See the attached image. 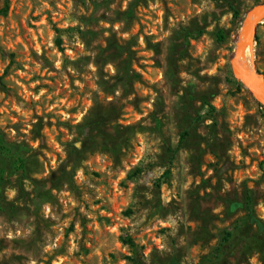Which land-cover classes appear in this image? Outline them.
<instances>
[{"label":"rangeland","instance_id":"374dc122","mask_svg":"<svg viewBox=\"0 0 264 264\" xmlns=\"http://www.w3.org/2000/svg\"><path fill=\"white\" fill-rule=\"evenodd\" d=\"M262 4L9 0L0 264H264V107L231 67ZM249 48L264 80V22Z\"/></svg>","mask_w":264,"mask_h":264},{"label":"water","instance_id":"95a60500","mask_svg":"<svg viewBox=\"0 0 264 264\" xmlns=\"http://www.w3.org/2000/svg\"><path fill=\"white\" fill-rule=\"evenodd\" d=\"M258 11L257 15L252 19L251 25L244 37V40L240 42L235 51V56L231 61V67L235 78L243 83L250 89L255 100L264 107V80L263 78L252 70V74L247 75L240 67V60L242 59L245 51L252 45L256 29L259 24L264 22V4L258 6L253 12ZM251 15V14H250ZM250 18V17H249Z\"/></svg>","mask_w":264,"mask_h":264},{"label":"trees","instance_id":"16d2710c","mask_svg":"<svg viewBox=\"0 0 264 264\" xmlns=\"http://www.w3.org/2000/svg\"><path fill=\"white\" fill-rule=\"evenodd\" d=\"M9 10V0H4V7L0 10V16H4L8 13ZM198 33L196 32H188L186 35L187 40L190 38H196L198 37ZM56 44L59 48L62 47V41L58 39L56 41ZM118 49H121L120 47L116 46ZM206 106L210 108V110H214V107L210 106L209 104L205 103ZM14 145L8 143L3 136H0V209L6 205L5 198H4V192L7 185L6 180V172H7V166H8V156L11 155L14 149ZM21 163V169L24 168V160H20ZM261 169L264 170V160L261 162ZM36 186H40L39 181H34ZM230 236L227 234V237ZM129 244L132 243L131 239H128ZM134 264H138V262L133 261Z\"/></svg>","mask_w":264,"mask_h":264},{"label":"bare ground","instance_id":"6f19581e","mask_svg":"<svg viewBox=\"0 0 264 264\" xmlns=\"http://www.w3.org/2000/svg\"><path fill=\"white\" fill-rule=\"evenodd\" d=\"M257 13H258V11L251 13L250 18L247 21V25H246L245 29L242 31L241 42L244 40V37H245V35H246L250 25H251V21L257 15ZM249 49L250 48H248L245 51L242 59L239 62L242 71L244 73H246L247 75L252 74V60H251V58H249Z\"/></svg>","mask_w":264,"mask_h":264}]
</instances>
